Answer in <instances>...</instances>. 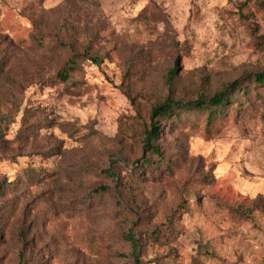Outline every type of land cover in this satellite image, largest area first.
Masks as SVG:
<instances>
[{
  "label": "rangeland",
  "instance_id": "rangeland-1",
  "mask_svg": "<svg viewBox=\"0 0 264 264\" xmlns=\"http://www.w3.org/2000/svg\"><path fill=\"white\" fill-rule=\"evenodd\" d=\"M263 71L264 0H0V264H264Z\"/></svg>",
  "mask_w": 264,
  "mask_h": 264
},
{
  "label": "trees",
  "instance_id": "trees-1",
  "mask_svg": "<svg viewBox=\"0 0 264 264\" xmlns=\"http://www.w3.org/2000/svg\"><path fill=\"white\" fill-rule=\"evenodd\" d=\"M78 67L77 55H73L68 59L64 65L59 69L56 74L55 82H64L70 78V75ZM252 82L255 88H264V71L257 73L252 76ZM249 83H245L242 80H237L231 83L225 89L215 93L213 96L202 95L197 100L181 101L176 100L172 97H168L163 102L156 104L152 108L151 112V123L145 129L143 147L145 151H149L150 155L142 161L134 162L136 168L141 166L147 167L151 165L155 160L154 156L156 154L161 155L160 145L158 140L162 133L163 120L169 119V121H174L176 119H183L185 114L191 111H198L201 114H207V119L209 124L214 121L221 122L227 118L230 113L229 104L235 101L236 93H247ZM189 119V118H188ZM187 119V120H188ZM109 188L107 186H102L96 188L94 191H106ZM1 190V186H0ZM130 239L132 246V253L134 256V262L131 264H142L140 259V243L137 239L127 236ZM22 263H24V253H21Z\"/></svg>",
  "mask_w": 264,
  "mask_h": 264
}]
</instances>
